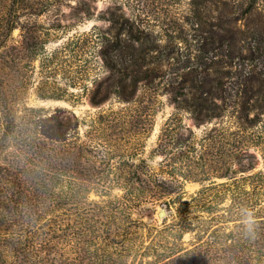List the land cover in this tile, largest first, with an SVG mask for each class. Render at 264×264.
<instances>
[{
  "label": "trees",
  "instance_id": "16d2710c",
  "mask_svg": "<svg viewBox=\"0 0 264 264\" xmlns=\"http://www.w3.org/2000/svg\"><path fill=\"white\" fill-rule=\"evenodd\" d=\"M50 1L0 0V264H264V0L242 10L234 0H188L187 32L166 28L163 37L136 20L142 10L127 17L108 4L95 13L99 0H75L80 20L108 23L76 35L84 51L97 48L93 58L105 73L93 79V106L115 99L139 107L147 92L154 117L165 96L173 116L184 112L196 126L227 120L230 128L209 129L193 156L203 159L210 132L222 144L229 131V163L215 175L223 182L188 196L178 175L164 170L149 175L144 191L111 195L101 172L112 157L100 151L102 142L74 140L79 120L71 110L26 106L23 85L31 86L35 62L49 68L74 41L45 55L39 17ZM33 4L39 10L23 22L18 10ZM171 120L161 127L160 152L172 150ZM91 190L98 200L89 199ZM143 205L162 207L160 224L133 217ZM247 211L253 235L241 224Z\"/></svg>",
  "mask_w": 264,
  "mask_h": 264
},
{
  "label": "rangeland",
  "instance_id": "374dc122",
  "mask_svg": "<svg viewBox=\"0 0 264 264\" xmlns=\"http://www.w3.org/2000/svg\"><path fill=\"white\" fill-rule=\"evenodd\" d=\"M141 1H144L145 6ZM187 1L99 0L95 3V13L105 10L108 4L112 8L110 10L117 13L122 12L123 16L127 17L142 10L140 16L136 18L137 21L148 25L150 29L160 31L162 37L166 28L169 33H179L178 35L181 36L187 32V26L183 22L186 21ZM234 1L238 10H242L250 0ZM5 7L7 8L8 5ZM46 7L43 12H40L39 17L44 31L43 38L47 39L44 47L45 55L50 56L53 51L59 50L65 43L72 39L74 41L72 44L70 43L65 52L58 53L57 59L49 68L41 69L38 61L35 62L36 74H34L31 86L24 89L23 85V101L26 106L42 108L46 113H50L56 107L71 110L79 120L78 127L73 133L74 140L81 139L87 144L96 141L102 142L98 148L112 157L110 160L112 166L104 168L101 172L105 177L103 187L111 195L120 196L131 188L139 192L144 191L151 184L149 175L155 176V173L162 170L178 175L176 178L182 182L185 196L196 193L209 181L223 182V179L216 178L215 175L219 172L220 163H226L225 165L229 163L232 151L228 137L229 131L225 132L226 138L222 144H218L214 140L218 138V132H210L211 137L207 141L208 145L202 152L203 159L194 160L193 156L200 154L198 143L209 129L212 127L215 129L230 128L226 119H223L222 124L217 122L214 125L213 121L196 126L184 112L174 115V117L172 115L173 106L167 102L165 96L159 97L161 107L154 117L151 108L147 105V92L142 98L144 102L139 107L123 104L115 99L106 101L99 106H93L89 101L95 88L93 79L99 77L100 80L105 73L100 68L99 60L93 58L97 48H94L95 46L91 43L90 48L84 51V45H81L80 42L84 38L80 37L81 40L78 42L76 35H84L95 26L106 29L108 23L94 19L80 20L76 14L75 0H51ZM39 8L38 4L37 6L33 4V8L30 10L23 9L22 5L18 14L25 22L28 17L34 14V9L39 10ZM155 25H158V28ZM18 34L19 29L15 28L13 37L18 38ZM70 83H76L77 86H71ZM37 86L40 87L38 90ZM153 89L157 88L153 87ZM38 92L46 97H39ZM59 94H62L64 98L59 100L49 98ZM169 117L172 118L169 123L173 132V139L169 145V149L172 148V150L170 153L160 152L161 149L158 148L160 130ZM190 131L193 132V135L190 134ZM176 138L177 142L181 143L173 146L172 141ZM91 155L87 154V159H90ZM141 161L145 165L139 167ZM191 161H195L194 165ZM165 163L169 165L167 166ZM262 167L263 159L259 157L257 168ZM192 169L193 171H191ZM183 175H188L190 179H183ZM200 177L211 180L202 183L198 180ZM140 179L142 180L140 181ZM89 199H99L94 194V190L89 193ZM146 208V205H143L144 211L141 212V215L135 213L133 217L141 216L143 220L151 221L152 225L160 224L162 217H159V211L162 207L156 206L153 210ZM184 239L187 241L189 236L186 235Z\"/></svg>",
  "mask_w": 264,
  "mask_h": 264
},
{
  "label": "clouds",
  "instance_id": "9594fccd",
  "mask_svg": "<svg viewBox=\"0 0 264 264\" xmlns=\"http://www.w3.org/2000/svg\"><path fill=\"white\" fill-rule=\"evenodd\" d=\"M241 224L243 225L244 231L248 235L254 234L255 220L252 212L247 211L241 220Z\"/></svg>",
  "mask_w": 264,
  "mask_h": 264
},
{
  "label": "water",
  "instance_id": "95a60500",
  "mask_svg": "<svg viewBox=\"0 0 264 264\" xmlns=\"http://www.w3.org/2000/svg\"><path fill=\"white\" fill-rule=\"evenodd\" d=\"M159 217H163V213H159Z\"/></svg>",
  "mask_w": 264,
  "mask_h": 264
}]
</instances>
